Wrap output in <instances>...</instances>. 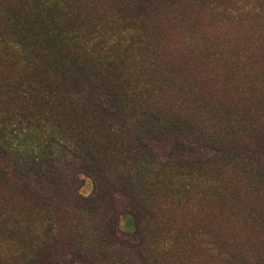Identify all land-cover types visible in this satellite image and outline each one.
Returning <instances> with one entry per match:
<instances>
[{"label": "trees", "instance_id": "1", "mask_svg": "<svg viewBox=\"0 0 264 264\" xmlns=\"http://www.w3.org/2000/svg\"><path fill=\"white\" fill-rule=\"evenodd\" d=\"M148 2L0 0V130L23 124L50 127L55 145L68 148L67 158L79 164L74 174L85 175L92 186L87 196L77 192L75 175L69 181L64 173L66 158L60 161L59 150H51V144L37 145L29 155L19 146L6 152L17 155L21 166L0 170V196L7 194L9 203L19 198L26 207L12 214L11 225L24 222L20 216L29 211V226L20 235L27 256L28 249L37 248V256H43L50 242L60 243L54 232L61 206L91 213L103 197L117 193L125 199L135 232H120L113 222L102 233L94 215L90 241L101 245L106 239L102 246H120L126 255L120 264H150L156 253L152 239L162 233L163 224L168 226L159 217V204L179 196L180 190L188 193L184 189L195 178L225 166L223 161L235 158L241 163L242 154L251 153L244 147L241 155L228 152L240 146L231 138L236 136L232 126L218 129V137L202 128L198 107L186 104L181 109L164 98L166 84L158 81L160 74L155 78L158 53L141 24L153 10ZM148 76L152 78L144 79ZM193 144H201L207 153L171 155ZM156 150L170 156L154 162ZM138 222L145 223L143 231ZM83 235L84 230L78 238ZM57 249L50 261L44 258L45 264L102 261L99 248L91 254L78 250L71 234ZM131 253L134 257L128 258ZM65 254L70 259L62 262Z\"/></svg>", "mask_w": 264, "mask_h": 264}, {"label": "rangeland", "instance_id": "2", "mask_svg": "<svg viewBox=\"0 0 264 264\" xmlns=\"http://www.w3.org/2000/svg\"><path fill=\"white\" fill-rule=\"evenodd\" d=\"M149 1L153 10L141 24L152 36L153 50L158 53L155 78L160 74L158 81L166 84L164 98L171 106L180 104L181 109L186 104L198 107V121L206 131L218 134V129L232 126L236 136L231 138L240 146L235 151L230 147V154L241 155L243 147L251 150L242 154L241 163L235 158L223 161L225 166L219 164L195 178L190 188L184 189L188 193L180 190L179 196L159 204V217L168 226L163 224L162 233L152 239L156 253L150 257V264H264V0ZM148 78L152 77L144 79ZM54 136L50 127L39 130L25 124L20 129L0 130V170L10 172L11 167L21 166L17 155H7L10 148L19 146L21 153L29 155L37 145L51 144V150L61 151L56 152L60 161L66 158L64 173L68 180L75 175L77 192L89 195L90 179L74 174L79 164L67 158L68 148L61 150L63 145H55ZM219 143H223L221 139ZM196 153L207 151H202L201 144H193L171 155ZM154 154V162L170 156L166 150ZM5 196H0V264H37L36 259L45 264L44 258L50 261V255L58 254V245L66 243L69 234L78 250L84 248L91 254L93 248H99L101 264H120L126 257L120 246H102L106 239L101 245L90 241V235L95 234L94 215L98 219L96 229L102 233L113 222L120 232H135L124 198L117 193L103 197L99 206L95 202L98 207L91 213L61 206L54 232L60 243L50 242L43 256H37V248L28 249L30 258L20 237L29 226V211L30 217L24 213L20 216L24 222L12 226V214L23 211V206L21 199L9 203V196ZM144 224L138 222L139 231ZM82 230L84 235L78 238ZM132 257L133 253L128 256ZM64 258L62 262L70 256L65 254Z\"/></svg>", "mask_w": 264, "mask_h": 264}]
</instances>
